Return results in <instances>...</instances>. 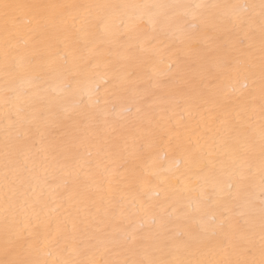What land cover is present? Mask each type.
I'll return each instance as SVG.
<instances>
[{"label":"snow or ice","instance_id":"obj_1","mask_svg":"<svg viewBox=\"0 0 264 264\" xmlns=\"http://www.w3.org/2000/svg\"><path fill=\"white\" fill-rule=\"evenodd\" d=\"M0 264H264V0H0Z\"/></svg>","mask_w":264,"mask_h":264}]
</instances>
